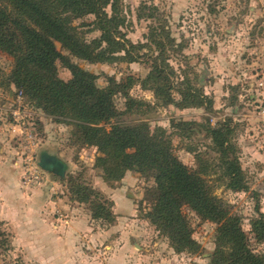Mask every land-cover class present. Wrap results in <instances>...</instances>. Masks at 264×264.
<instances>
[{
  "label": "rangeland",
  "instance_id": "374dc122",
  "mask_svg": "<svg viewBox=\"0 0 264 264\" xmlns=\"http://www.w3.org/2000/svg\"><path fill=\"white\" fill-rule=\"evenodd\" d=\"M121 4L125 17L122 32L131 43L143 46L140 59L133 63L90 64L74 58L72 61L95 75L96 85L104 90L108 88V78L117 82H125L127 77L137 80L128 89V96L146 106L141 111L133 108L122 116V122L126 125L143 123L150 131L163 129L171 141L173 155L188 170L196 168V154L209 161H213L216 154L209 149L210 140L200 127L193 126L190 134L179 136L172 129L171 121L203 125L208 122L213 127L231 121L249 190L234 193L224 182L218 181V177L211 176L210 180L215 195L233 214L241 217L242 229L252 249L264 254V242L257 243L250 228L251 219L256 217L254 192L258 193L260 210L264 214V0H121ZM142 5L155 7V16L142 15L140 18ZM93 20V16H86L72 23L85 42L99 35L90 25ZM160 24H165L175 43L182 45L181 53L169 52V65L177 78L187 75L211 99V112L204 108L157 105L153 93L141 87L140 82L150 71L151 58L159 54L147 37L151 29L160 28ZM55 46L67 55L59 43ZM12 64V58L0 51L2 74H8ZM56 67L61 80L70 79L69 71L59 62ZM19 92L0 78V162L19 173L20 191L37 190L38 199L41 198L31 203L30 216L24 218V225L32 227L36 223L32 216L34 206L38 208L46 199L59 198L60 209L56 205L52 209L51 223L81 222L91 229L80 233L74 254L79 262L76 260L73 264H107V259L122 246L130 250V254L127 253L130 258H137L135 264H210L216 249L215 224L183 208L192 238L200 248L195 254L175 253L169 241L145 216L152 179L128 171L118 182L105 181L95 164L96 158L101 156L97 149L78 143L73 126L47 116L23 94L22 100L18 101ZM174 96L178 99L177 95ZM113 101L122 112L129 105L128 99L121 95L114 96ZM43 153L64 160L66 167L62 177L49 175L39 166ZM31 171L38 180L24 182V174ZM69 178H80L101 195L102 202L109 205L112 222L92 219L89 205L71 199L67 190ZM14 193L9 184L0 187V264H70L57 258L44 262L41 257L31 255L30 248L14 239V234L25 233L15 232L11 225Z\"/></svg>",
  "mask_w": 264,
  "mask_h": 264
},
{
  "label": "trees",
  "instance_id": "16d2710c",
  "mask_svg": "<svg viewBox=\"0 0 264 264\" xmlns=\"http://www.w3.org/2000/svg\"><path fill=\"white\" fill-rule=\"evenodd\" d=\"M121 5V0H0V51L13 61L8 74L0 70V78L21 91L47 116L73 126L78 143L95 147L101 154L95 164L105 181L118 182L128 171L152 179L145 216L175 253L195 254L200 248L183 213L186 207L217 226L216 249L210 264H264V254L256 253L249 244L241 217L215 195L210 180L211 176L218 177L234 193L249 190L231 121L214 127L208 122L203 125L171 121L179 136L190 134L193 126L200 127L210 140L209 149L216 154L213 161L196 154L197 166L188 170L173 155L171 141L163 129L150 131L143 123L122 122V116L133 108L141 111L146 106L128 96V89L137 80L127 77L125 82H117L108 78V88L104 90L96 85L95 75L72 61L74 58L90 64L133 63L140 59L143 46L131 43L122 32L125 17ZM155 11L153 6L142 5L139 17L153 18ZM86 16H93L90 25L99 33L90 42H85L72 25L74 20ZM151 30L147 38L159 54L151 58L150 71L140 82L141 87L153 93L157 105L204 108L211 112V99L187 75L177 78L168 63L169 52L181 53L182 45L175 43L165 24ZM55 43L67 55L57 50ZM58 62L69 71V80L58 77ZM116 95L129 101L123 112L114 104ZM39 166L63 176L60 164L52 157L46 156ZM67 190L73 201L89 205L92 219L112 222L109 205L80 178H69ZM253 196L256 217L250 221L251 233L257 243H263L264 214L258 193L254 192Z\"/></svg>",
  "mask_w": 264,
  "mask_h": 264
},
{
  "label": "crops",
  "instance_id": "0c3cea01",
  "mask_svg": "<svg viewBox=\"0 0 264 264\" xmlns=\"http://www.w3.org/2000/svg\"><path fill=\"white\" fill-rule=\"evenodd\" d=\"M52 157L60 164V174L63 173L66 164L60 156L43 153L40 156V163L43 162L45 157ZM49 175H56L55 172L44 170ZM20 176L19 173L13 172L12 169L6 167L0 162V187H6L7 184L14 189V199H12L13 212L10 214L13 222V230L15 232H25L23 234H14L15 240L21 242L23 246L30 248L31 255L41 257L44 262H52L56 258L61 262L73 264L79 258L74 255L77 251L76 241L81 236L80 233L88 232L91 229L79 222L64 221V223H51L49 220L52 209H60V199H46L41 206L33 207L32 216L36 219V223L32 227L24 225L25 217H29L31 203L39 201L37 190L23 192L19 190ZM8 188V187H7ZM11 200V199H10ZM41 202V201H40ZM54 207V208H53ZM64 207V206H63ZM53 217V215L51 216ZM60 219H57V221ZM49 240V241H48ZM46 241V243L44 242ZM49 242V243H47ZM130 250L126 246L120 247L112 256L107 259V264H135L136 257L130 258ZM127 253H129L127 255ZM28 254V253H27ZM29 255V254H28ZM135 259V260H133Z\"/></svg>",
  "mask_w": 264,
  "mask_h": 264
},
{
  "label": "built area",
  "instance_id": "2783aa9c",
  "mask_svg": "<svg viewBox=\"0 0 264 264\" xmlns=\"http://www.w3.org/2000/svg\"><path fill=\"white\" fill-rule=\"evenodd\" d=\"M22 98H23L22 93L19 92V93L17 94V99H18V101H21ZM37 180H38V177H37V175H35V173H34L33 171L29 172V174H27V172H26V173L24 174V176H23V181H24V182H35V181H37Z\"/></svg>",
  "mask_w": 264,
  "mask_h": 264
}]
</instances>
